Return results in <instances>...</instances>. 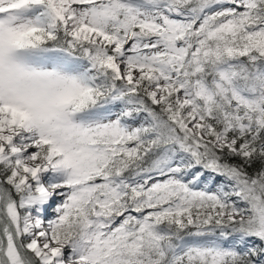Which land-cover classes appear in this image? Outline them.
Listing matches in <instances>:
<instances>
[{
    "label": "snow or ice",
    "instance_id": "obj_1",
    "mask_svg": "<svg viewBox=\"0 0 264 264\" xmlns=\"http://www.w3.org/2000/svg\"><path fill=\"white\" fill-rule=\"evenodd\" d=\"M0 264H264V0H0Z\"/></svg>",
    "mask_w": 264,
    "mask_h": 264
}]
</instances>
